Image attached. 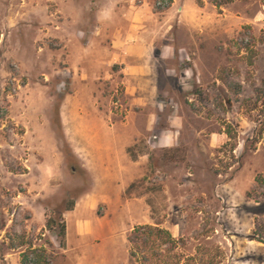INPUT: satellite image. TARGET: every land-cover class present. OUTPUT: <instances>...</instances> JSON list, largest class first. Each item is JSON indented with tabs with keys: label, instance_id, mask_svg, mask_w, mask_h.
<instances>
[{
	"label": "rangeland",
	"instance_id": "rangeland-1",
	"mask_svg": "<svg viewBox=\"0 0 264 264\" xmlns=\"http://www.w3.org/2000/svg\"><path fill=\"white\" fill-rule=\"evenodd\" d=\"M159 2L0 0V264H140L138 226L175 240L141 264H264V0ZM125 34L178 52L147 99ZM105 135L127 183L99 176Z\"/></svg>",
	"mask_w": 264,
	"mask_h": 264
},
{
	"label": "crops",
	"instance_id": "crops-1",
	"mask_svg": "<svg viewBox=\"0 0 264 264\" xmlns=\"http://www.w3.org/2000/svg\"><path fill=\"white\" fill-rule=\"evenodd\" d=\"M142 36L141 34L136 36L134 34L122 35L116 38L113 43L114 47H112L118 49L117 53L119 54L116 59L119 65L122 66L120 67L121 73L125 75L124 82L127 84V96L132 98L137 94L140 100L144 99L142 93H145L146 99L153 94V91H148V88L151 87L157 72L161 79L164 81L169 80V74L174 70L168 67V63L175 60V56H178L175 49H169L168 47L156 48L157 40H160V38L153 39L151 36ZM170 129L159 138L158 142L166 148L176 146L174 141L177 129ZM91 134L97 133L91 132ZM106 141L97 146L99 176H101L102 182L109 184L117 181L129 182L133 179V174L128 172V169L134 166L130 157L126 151L120 148L117 149L110 139L107 138Z\"/></svg>",
	"mask_w": 264,
	"mask_h": 264
},
{
	"label": "trees",
	"instance_id": "trees-1",
	"mask_svg": "<svg viewBox=\"0 0 264 264\" xmlns=\"http://www.w3.org/2000/svg\"><path fill=\"white\" fill-rule=\"evenodd\" d=\"M159 2V0H158ZM201 4V1H199ZM173 4V0H160L157 5L155 4L154 8L157 12H163L168 10ZM221 7L222 5H217ZM257 182L259 179L256 180ZM74 206V201H69L67 211H72ZM49 224V221L48 223ZM60 235L63 238L65 236V226L62 224L60 226ZM160 241L159 246H155V242ZM127 242L130 245V257L134 259L136 262L140 263V258H138V254L141 251H154L156 253V248L166 247L167 250L165 252L170 253V250L173 248L175 244V240L169 234L168 231L161 230L159 228L153 226H138L133 229L130 235L127 238ZM143 247V248H142ZM30 258V257H29ZM27 264H30V259L28 257ZM145 260V259H144ZM149 262V259H146L145 262ZM35 262V261H34Z\"/></svg>",
	"mask_w": 264,
	"mask_h": 264
}]
</instances>
